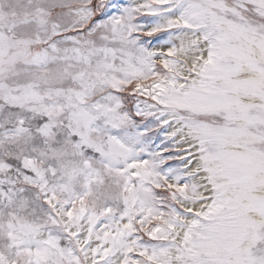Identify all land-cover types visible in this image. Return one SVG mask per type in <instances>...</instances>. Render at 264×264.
Here are the masks:
<instances>
[{
	"label": "snow or ice",
	"instance_id": "1",
	"mask_svg": "<svg viewBox=\"0 0 264 264\" xmlns=\"http://www.w3.org/2000/svg\"><path fill=\"white\" fill-rule=\"evenodd\" d=\"M0 264H264V0H0Z\"/></svg>",
	"mask_w": 264,
	"mask_h": 264
}]
</instances>
